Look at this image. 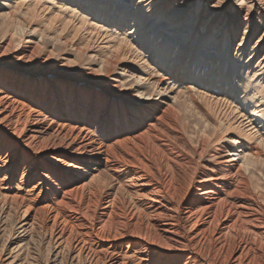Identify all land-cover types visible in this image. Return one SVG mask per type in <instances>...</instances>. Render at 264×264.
<instances>
[{
	"label": "bare ground",
	"instance_id": "obj_1",
	"mask_svg": "<svg viewBox=\"0 0 264 264\" xmlns=\"http://www.w3.org/2000/svg\"><path fill=\"white\" fill-rule=\"evenodd\" d=\"M74 1L104 27L123 25L129 13L116 0ZM194 2L135 0L131 22L142 26L145 11L172 18ZM232 2L216 11L215 42L223 32L222 54L235 46L234 62L249 48L243 68L264 79V36L255 41L253 30L264 22V0ZM31 11L7 13L3 28L23 19L30 25ZM13 42L7 36L0 45V264H264V111L256 112L264 99L235 64L203 55L186 64L182 75L192 80L181 83L166 76L175 48L152 42L149 86L170 82L175 92L164 107L143 88L121 93L99 81L121 48L104 55L98 74L71 78L65 64L32 61L36 50L14 51ZM206 76L222 78L238 98L235 108L261 126L242 160L231 158L236 148L209 151L231 127L197 93Z\"/></svg>",
	"mask_w": 264,
	"mask_h": 264
},
{
	"label": "rangeland",
	"instance_id": "obj_2",
	"mask_svg": "<svg viewBox=\"0 0 264 264\" xmlns=\"http://www.w3.org/2000/svg\"><path fill=\"white\" fill-rule=\"evenodd\" d=\"M116 1L125 3L129 13L123 25L115 27L106 25L104 27L99 17L88 16L87 13L91 11L74 0H0V45L7 36H13L12 48L14 51L20 52L27 49L31 53L33 52L32 49H35L36 56L32 61L49 57L48 65L65 64L68 66L71 69V78L84 73L98 74L99 69L102 67L104 55L110 54L112 50H116L115 48H121L124 52L123 56L117 65L113 67L107 79L104 78L103 74H98L99 81L119 85L121 93L126 91L135 93L138 88H143L146 92L151 93L152 87L149 86L151 82H148L146 78L147 74L150 73V68L154 69L151 66L154 61L151 53L154 47L151 43L154 42L157 45L164 41V43L175 48L166 64L170 71L166 75L167 78L174 79L178 76L179 82L188 83L192 80L191 75L189 77L182 75V71H186L188 68L186 64L196 61L203 55L208 57L209 63L217 64L222 57L225 58L230 69L231 65L235 64L237 67L236 72L246 74L248 79L251 80V86L257 85L254 90L259 93V98L264 99V79L260 78V74L252 78L253 73H247L246 68H243L250 57L249 48L244 49L243 55L242 51L238 52L242 56L239 55L236 62H234L235 46L230 47L228 53L222 54L224 46L222 45L221 36H223V32L219 33L221 42L216 43L215 39L218 33L213 32L215 28L211 29L214 21L222 18L216 17L217 10L210 5L200 11L196 3L204 0H190L195 1L192 6L177 10L172 18H164V14L153 18L145 11L144 15H141L142 26L131 22L135 0ZM232 1L226 0L224 6L226 8L231 7V4L234 3ZM31 9H34L35 14H33L34 19L30 25L24 22L23 19L21 22H14L9 29L3 28V19L7 13L33 12ZM205 15H207V19L204 23L203 18ZM87 19L90 21H86ZM261 20L262 18L258 22H253L256 25L252 26L253 30L254 28L257 29L254 31L255 41L264 36V22ZM260 23L263 24L260 25ZM47 24L53 28L45 27ZM202 26L206 27L202 28ZM17 37H21L19 41ZM257 56L258 54L255 52L250 61L256 59ZM208 66L203 70L208 76H212ZM241 67L243 69H240ZM225 70L227 73V67H225ZM28 71L30 73L35 72L31 69ZM207 78H210V82L206 79V85H198L197 93H202L204 97H207L204 102L212 103V108L215 109L213 111L214 117L217 121L221 125H230L231 127L230 130L222 133V139L219 137L217 141H214L213 147L209 151L213 152L214 147L217 145L218 149H224L228 155H232L230 151L236 148L237 154L240 153L239 156L230 157L235 158L236 161L242 160L243 154L240 151H243V145L248 143L250 139L252 142H258L257 136L254 135H256L255 131L260 129L261 126L257 127L258 120L250 119L249 116H245L235 108L231 102H237L238 98L234 99V95H231L232 88L225 85L222 78L217 84L215 79ZM233 79L235 80V76H233ZM171 85L173 84L166 82L154 89L152 101L167 107L175 96V92L169 90ZM190 86L192 87V85ZM263 103L264 101H261L256 104V108H259L256 112L264 111ZM233 129L234 131H232ZM262 182H264L263 179Z\"/></svg>",
	"mask_w": 264,
	"mask_h": 264
},
{
	"label": "snow or ice",
	"instance_id": "obj_3",
	"mask_svg": "<svg viewBox=\"0 0 264 264\" xmlns=\"http://www.w3.org/2000/svg\"><path fill=\"white\" fill-rule=\"evenodd\" d=\"M210 6L214 7L216 10H219L222 6L225 5L226 0H208Z\"/></svg>",
	"mask_w": 264,
	"mask_h": 264
}]
</instances>
